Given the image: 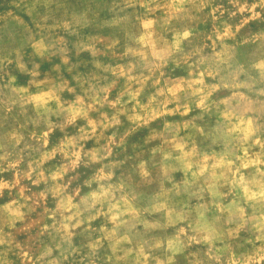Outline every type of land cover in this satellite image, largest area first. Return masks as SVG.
I'll list each match as a JSON object with an SVG mask.
<instances>
[{"label": "clouds", "instance_id": "1", "mask_svg": "<svg viewBox=\"0 0 264 264\" xmlns=\"http://www.w3.org/2000/svg\"><path fill=\"white\" fill-rule=\"evenodd\" d=\"M25 7L0 37V264H264V0Z\"/></svg>", "mask_w": 264, "mask_h": 264}, {"label": "rangeland", "instance_id": "2", "mask_svg": "<svg viewBox=\"0 0 264 264\" xmlns=\"http://www.w3.org/2000/svg\"><path fill=\"white\" fill-rule=\"evenodd\" d=\"M29 2L30 0H0V37L6 39L9 33L18 34L22 31L24 25L31 27V16L25 7ZM66 2L75 8L82 7L85 4V0H66ZM101 15H103V12H101ZM250 27L255 29V22ZM94 31H96L95 28L85 29L84 34ZM82 55L87 57V53Z\"/></svg>", "mask_w": 264, "mask_h": 264}]
</instances>
